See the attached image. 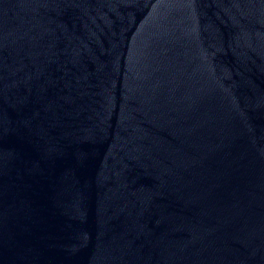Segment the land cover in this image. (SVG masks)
Instances as JSON below:
<instances>
[{"label": "water", "instance_id": "95a60500", "mask_svg": "<svg viewBox=\"0 0 264 264\" xmlns=\"http://www.w3.org/2000/svg\"><path fill=\"white\" fill-rule=\"evenodd\" d=\"M0 264H264V0H0Z\"/></svg>", "mask_w": 264, "mask_h": 264}]
</instances>
